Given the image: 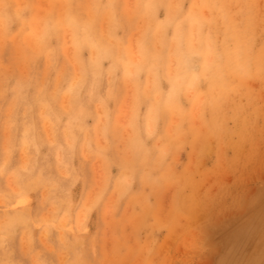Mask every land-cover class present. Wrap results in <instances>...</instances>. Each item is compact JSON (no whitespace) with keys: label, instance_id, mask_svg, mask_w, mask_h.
Segmentation results:
<instances>
[{"label":"clouds","instance_id":"9594fccd","mask_svg":"<svg viewBox=\"0 0 264 264\" xmlns=\"http://www.w3.org/2000/svg\"><path fill=\"white\" fill-rule=\"evenodd\" d=\"M253 179L264 0H0V264H202Z\"/></svg>","mask_w":264,"mask_h":264},{"label":"rangeland","instance_id":"374dc122","mask_svg":"<svg viewBox=\"0 0 264 264\" xmlns=\"http://www.w3.org/2000/svg\"><path fill=\"white\" fill-rule=\"evenodd\" d=\"M200 220L207 248L202 264H251L264 252V182L234 185L231 196L209 207Z\"/></svg>","mask_w":264,"mask_h":264},{"label":"bare ground","instance_id":"6f19581e","mask_svg":"<svg viewBox=\"0 0 264 264\" xmlns=\"http://www.w3.org/2000/svg\"><path fill=\"white\" fill-rule=\"evenodd\" d=\"M241 221H242V220H241ZM241 221H240V222H241ZM242 223H243V222H242ZM233 238H234V237H233ZM241 238H242V237H241ZM257 239H258V238H257ZM258 240H259V239H258ZM242 245H243V244H242ZM238 246H239V244H238ZM238 246H237V247H238ZM259 249H260V247H259Z\"/></svg>","mask_w":264,"mask_h":264}]
</instances>
